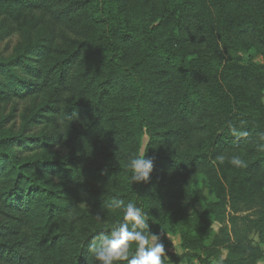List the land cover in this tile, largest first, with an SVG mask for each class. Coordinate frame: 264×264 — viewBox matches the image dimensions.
I'll return each mask as SVG.
<instances>
[{
    "label": "trees",
    "instance_id": "trees-1",
    "mask_svg": "<svg viewBox=\"0 0 264 264\" xmlns=\"http://www.w3.org/2000/svg\"><path fill=\"white\" fill-rule=\"evenodd\" d=\"M249 31L264 43V0H0V43L22 37L0 50V264H97L88 245L122 220L116 202L146 213L164 264H258L247 233L264 243V191L248 182L264 170V63ZM256 139L246 167L212 159ZM144 151L151 178L132 184ZM197 165L214 173L183 192L185 173H169ZM195 180L212 192L201 210Z\"/></svg>",
    "mask_w": 264,
    "mask_h": 264
},
{
    "label": "clouds",
    "instance_id": "clouds-1",
    "mask_svg": "<svg viewBox=\"0 0 264 264\" xmlns=\"http://www.w3.org/2000/svg\"><path fill=\"white\" fill-rule=\"evenodd\" d=\"M264 140V134L261 135ZM264 151V143L258 145ZM237 168L246 167L245 161L233 157L230 161ZM131 183H147L154 168L153 158H146V151L130 159L128 165ZM123 206V218L107 232L93 237L88 251L97 264H164L167 257L161 237L150 230L146 213L134 203L116 202L114 207ZM134 246V251H130Z\"/></svg>",
    "mask_w": 264,
    "mask_h": 264
},
{
    "label": "rangeland",
    "instance_id": "rangeland-1",
    "mask_svg": "<svg viewBox=\"0 0 264 264\" xmlns=\"http://www.w3.org/2000/svg\"><path fill=\"white\" fill-rule=\"evenodd\" d=\"M182 33L186 37H189L190 35L194 33V26L192 25L191 18H189V22L185 26L183 32H178V35H182ZM8 39H9V42L3 41L2 43H0V50L5 55L10 54L14 44L20 41L22 37L16 34L12 38H8ZM243 39L246 41L247 44H249V46H251L250 49L252 50V53H253L252 54L253 61L256 63H264V43H261L254 36H252V33L250 31L244 34ZM191 42L192 41H188L187 44ZM192 46L193 48H199L202 46V43L201 42L193 43ZM77 69H79V65ZM240 84L246 88L248 87L250 89L251 88L255 89L254 84L250 81H240ZM262 102L264 104V93L262 94ZM168 117H171V116L168 115ZM197 122L198 120L196 121V123ZM190 135L191 136L186 141V144H189L190 146H192L196 143V140L201 135V132H199L198 130L192 129V132ZM144 141H145V138H144ZM256 143H257V139L252 140V141H244L241 144L237 146H233V147L222 145L218 153L216 154V156L213 157L212 159L216 161L218 159H223L228 156H235V157L243 158L247 161H251L254 158V148L256 147ZM211 168H212L211 165H197V166L188 167L187 169L181 172L171 171L169 173V176L179 177L180 174L185 173L184 176L186 178L187 184L186 186L184 184L182 188V191L184 192V190L188 188V186L191 185V180L195 178L197 174L206 173V170L210 171L211 173H214V171ZM212 177L215 178L216 175L212 174ZM248 187L253 188V189L260 187L264 191V170H255L252 172L250 180L248 182ZM190 192H191L192 197L194 198L193 199L194 204L199 210L203 209L205 206V203L212 198L211 189L208 187L202 186L199 180L194 181L193 190L190 189ZM247 236L252 245L259 246L260 247L259 249H261V251L264 252V243L260 240L259 236L254 231H249L247 233ZM167 237L169 239V244H170L168 247L169 251L175 254H181L184 252V250L181 247L180 237L177 234L169 235ZM211 261L213 263L214 258H211ZM187 264H203V263H200L197 259H192ZM258 264H264V257L261 259H258Z\"/></svg>",
    "mask_w": 264,
    "mask_h": 264
}]
</instances>
